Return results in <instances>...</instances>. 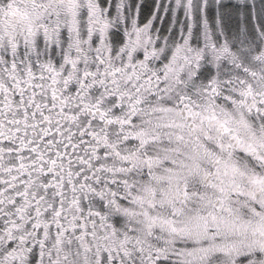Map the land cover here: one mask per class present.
I'll list each match as a JSON object with an SVG mask.
<instances>
[{
    "label": "snow or ice",
    "instance_id": "1",
    "mask_svg": "<svg viewBox=\"0 0 264 264\" xmlns=\"http://www.w3.org/2000/svg\"><path fill=\"white\" fill-rule=\"evenodd\" d=\"M0 264H264V0H0Z\"/></svg>",
    "mask_w": 264,
    "mask_h": 264
}]
</instances>
